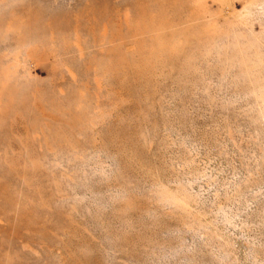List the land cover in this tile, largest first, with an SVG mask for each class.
I'll return each mask as SVG.
<instances>
[{
  "label": "rangeland",
  "instance_id": "374dc122",
  "mask_svg": "<svg viewBox=\"0 0 264 264\" xmlns=\"http://www.w3.org/2000/svg\"><path fill=\"white\" fill-rule=\"evenodd\" d=\"M69 1L75 6L68 17L80 29L77 0ZM28 2L20 11L22 19L36 5H61L59 0L57 6L54 0ZM47 16L42 22L52 26L55 17ZM86 19L97 21L92 13ZM95 30L90 53L96 61L120 62L105 55L136 52V45L124 39L115 52L102 50V35ZM68 34L70 41L83 37L81 29ZM4 47L1 43L0 52ZM100 52L104 57L98 59ZM55 53L43 68H31L49 83L40 90L89 89L86 97L91 94L88 99L97 103L101 92L100 108L108 116L93 131L79 130L76 147L91 160L79 161L76 174H62L66 182L59 181L61 174H0V264H264V114L252 106V98L215 80L216 74L202 64L195 72L180 73L185 53L134 59L142 65L127 71L119 67L101 80L100 91L94 89L92 74L85 78L81 61ZM105 80L113 82L110 91L118 85L117 92L107 94ZM76 81L87 85L82 90ZM10 117L0 122V151H5L0 154L21 166L23 145L31 158L39 156L36 133L30 124ZM61 131L68 135L65 128ZM159 188L178 193L182 205L159 201Z\"/></svg>",
  "mask_w": 264,
  "mask_h": 264
},
{
  "label": "bare ground",
  "instance_id": "6f19581e",
  "mask_svg": "<svg viewBox=\"0 0 264 264\" xmlns=\"http://www.w3.org/2000/svg\"><path fill=\"white\" fill-rule=\"evenodd\" d=\"M28 1L30 0H0V44H5L0 52V122L8 116L9 119L10 116H13L24 124H30L31 130H33L31 133H36L34 138L36 139L39 156L31 158L27 148L21 144V153L24 155L23 164L21 166L12 165L11 162L8 163L5 160L4 154L3 156L0 154V174L30 173L56 174V176L59 174L61 178L62 174H76L78 162L90 159V156L87 157L88 155L83 150L76 147L75 139L79 130H92L96 124L99 123V126L100 122L108 116L103 112V109L101 110L102 107L100 108V99L103 98H100L102 93L98 92L100 95L97 93L99 95L97 97L99 100L98 105L97 102H92L94 99L97 100L96 98L88 99L91 94L88 98L86 97V90L83 91L84 93L82 92L83 94L77 92L73 87L68 88L65 94L61 92L62 88L60 90H49L48 88L49 92L43 89L40 90V87L47 83V79L45 82L41 76H38L40 73L38 75L32 74L31 68H43L44 63L49 58L58 55L55 52H62L70 60L81 61L85 78L92 74L93 78H88L93 80L94 86L97 87L94 89L97 90L101 87V80L112 77V74L118 72L119 67L127 71L129 69L134 70L142 65L134 62V59L170 57L172 56L169 54L171 52H176V55L179 52L181 56L182 53H185L181 57L184 58L183 63L178 64L183 68H178L180 73L184 71L195 72L197 71L195 69L200 66L199 64H202V66L208 67L210 71L212 70L216 74L217 78L215 80L219 78L221 82L227 81L226 83H231L235 89L240 90L238 91L239 94L252 98L251 101L254 103L252 106H256L264 114V0H116L112 2V7L110 6V0H77V10L82 15L80 29L83 37L80 39L75 36L73 41L68 39L67 34L70 30L74 33L77 29L80 30L79 26L77 24L72 25L73 21L71 23L69 19L71 17L69 13L75 5L72 6L69 0H59L61 5H58V7H56L58 0H54L56 8L45 9L43 3L40 5L35 4L37 7L33 8V14H29L27 18L22 19V12L20 13V11L28 7ZM236 3H239V8H236ZM210 4H215V8H212ZM90 13L97 17V21H94V23H90L89 18L86 19V16ZM43 15H53L55 17L52 26L42 22ZM47 19L45 18V20ZM255 24L258 28L254 27ZM93 29L98 30L102 35V42L98 44V47H105L110 52H115L123 44L122 40L124 39L126 43L136 45V52L125 53L123 56L117 53L105 55L107 59L112 57L118 60L121 59L120 62L96 61L95 56L92 54L94 51L90 53L93 50L90 51V39L92 32H94ZM107 33L108 35L114 33L117 36L106 39ZM121 34L124 36L121 37ZM7 43H9L8 46H6ZM101 52L98 53V57L96 56L98 59L104 57ZM19 59L23 61L22 64L20 63L21 65L18 63ZM58 59L60 60V58ZM196 61L198 62L196 63ZM179 71H177V74ZM138 75H141V73ZM69 78L71 79L70 76ZM82 81L79 86L76 81L80 89L83 85H87L83 84ZM88 82L91 83L89 80ZM104 82L106 83V80ZM107 82L104 86L106 89L108 86V90L105 92L110 94L114 91L113 89L110 91L113 82L110 85L109 81ZM47 84L49 85V83ZM91 85L93 86V84ZM117 87L119 86L115 87L114 92H117ZM101 90L103 91V89ZM118 96L117 98H119ZM117 98L115 99L116 103L119 101ZM229 100L232 101L233 99ZM228 103L227 105H229ZM104 104L102 105L104 106ZM110 108L112 109L113 106ZM47 110L52 113V116L48 115ZM61 128H65L68 135H65ZM48 138L51 139L50 142ZM93 138L95 137L93 136ZM1 147H4V145ZM96 151L99 152L98 149ZM0 152L5 153V151ZM93 157L95 156H91V158ZM81 171L83 172L82 169ZM103 173L105 174L104 171ZM63 175L62 179L59 180L60 182L65 180ZM57 197L58 195L55 198ZM158 198L164 204L182 205L178 193L164 188L158 191ZM182 208L184 209L182 212H187L188 208Z\"/></svg>",
  "mask_w": 264,
  "mask_h": 264
}]
</instances>
